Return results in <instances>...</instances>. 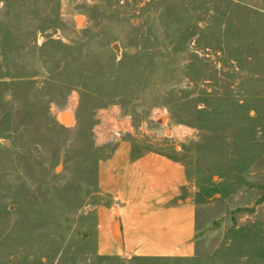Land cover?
Returning <instances> with one entry per match:
<instances>
[{"label":"rangeland","instance_id":"obj_1","mask_svg":"<svg viewBox=\"0 0 264 264\" xmlns=\"http://www.w3.org/2000/svg\"><path fill=\"white\" fill-rule=\"evenodd\" d=\"M114 115L185 162L192 257L94 250ZM0 264H264V0H0Z\"/></svg>","mask_w":264,"mask_h":264},{"label":"crops","instance_id":"obj_2","mask_svg":"<svg viewBox=\"0 0 264 264\" xmlns=\"http://www.w3.org/2000/svg\"><path fill=\"white\" fill-rule=\"evenodd\" d=\"M94 222L88 231L104 256L189 258L195 253L197 208L187 166L132 136L99 151Z\"/></svg>","mask_w":264,"mask_h":264},{"label":"built area","instance_id":"obj_3","mask_svg":"<svg viewBox=\"0 0 264 264\" xmlns=\"http://www.w3.org/2000/svg\"><path fill=\"white\" fill-rule=\"evenodd\" d=\"M109 122L108 135L111 139H119L123 134L132 131L130 118L114 115Z\"/></svg>","mask_w":264,"mask_h":264},{"label":"bare ground","instance_id":"obj_4","mask_svg":"<svg viewBox=\"0 0 264 264\" xmlns=\"http://www.w3.org/2000/svg\"><path fill=\"white\" fill-rule=\"evenodd\" d=\"M78 22L81 23L82 22V18L81 17H78ZM72 115V114H71ZM64 117H66V119H69L71 121V118L68 117V116H64L62 115L61 118L63 119Z\"/></svg>","mask_w":264,"mask_h":264},{"label":"water","instance_id":"obj_5","mask_svg":"<svg viewBox=\"0 0 264 264\" xmlns=\"http://www.w3.org/2000/svg\"><path fill=\"white\" fill-rule=\"evenodd\" d=\"M64 114V113H63ZM61 120L63 121V123L65 124H70L72 123L69 119H66V117H64L63 119L61 118Z\"/></svg>","mask_w":264,"mask_h":264}]
</instances>
